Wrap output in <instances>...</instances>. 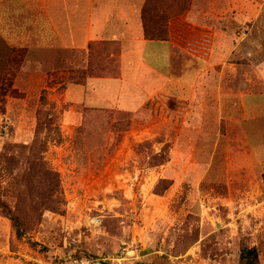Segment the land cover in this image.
Instances as JSON below:
<instances>
[{
    "label": "rangeland",
    "instance_id": "obj_1",
    "mask_svg": "<svg viewBox=\"0 0 264 264\" xmlns=\"http://www.w3.org/2000/svg\"><path fill=\"white\" fill-rule=\"evenodd\" d=\"M262 7L225 64L195 61L182 73L174 63L183 85L131 112L69 93L88 76H119L117 43L73 60L36 50L29 62L27 49L0 39V201L25 231L16 237L0 210V264H242L244 245L264 264V100L243 94L263 91L252 65L264 56ZM178 34L185 54L209 57L207 42Z\"/></svg>",
    "mask_w": 264,
    "mask_h": 264
},
{
    "label": "crops",
    "instance_id": "obj_2",
    "mask_svg": "<svg viewBox=\"0 0 264 264\" xmlns=\"http://www.w3.org/2000/svg\"><path fill=\"white\" fill-rule=\"evenodd\" d=\"M176 1L186 5L178 14L174 13L175 0H149L147 6L152 10L154 7L171 15L166 19L169 39L151 40L143 36L142 15L148 0H0V39L10 48L27 49L29 62L36 50L63 51L72 54L73 60L80 54L87 56L92 44L117 43L120 46L119 76H88L84 82L72 83L69 95L73 103L108 105L131 112L169 91L171 85H183L177 80L184 81L182 73L189 70L184 65L195 64V61L202 63V67L207 63L210 66L225 64L239 44L247 42L253 25L247 28L245 22L255 20L264 4V0ZM239 29H243L245 36L239 34ZM184 32L193 33L185 42L189 46L207 42L208 58L201 62L183 52L186 47L174 37ZM179 34L178 37H182ZM255 52L247 53L254 58ZM160 58L163 66L159 65ZM77 61L78 67L88 62L83 57ZM176 62L183 65L177 78L173 74ZM255 64L259 70H253L262 81L263 91L243 93L248 102L255 97L264 100V56L252 62L253 66ZM207 68L209 66L204 69ZM204 69L202 78H208L210 73ZM200 74L198 69L195 81ZM247 80L252 82V77Z\"/></svg>",
    "mask_w": 264,
    "mask_h": 264
},
{
    "label": "trees",
    "instance_id": "obj_3",
    "mask_svg": "<svg viewBox=\"0 0 264 264\" xmlns=\"http://www.w3.org/2000/svg\"><path fill=\"white\" fill-rule=\"evenodd\" d=\"M175 9L174 13L178 14L182 11V8L185 7V3L182 1L175 0ZM149 0L145 6L144 13L142 15L143 19V36L146 39L151 40H167L169 39L170 32L168 30V26L166 23V19L169 15L164 14L163 12H159L160 10H156L153 7H148ZM109 42L104 41L101 44H108ZM114 43V42H110ZM95 45V44H92ZM90 46V49L92 47ZM37 171H42L43 175H48L47 171H53L49 166H46L44 161H39L37 164ZM0 210L2 211L3 215L7 217L15 230L16 237L20 238L23 237L25 231L22 227V221L20 215L15 211L6 206L3 202L0 201ZM33 246L35 242H30ZM239 259L242 264H258V253L254 246H247L244 245L240 248Z\"/></svg>",
    "mask_w": 264,
    "mask_h": 264
},
{
    "label": "built area",
    "instance_id": "obj_4",
    "mask_svg": "<svg viewBox=\"0 0 264 264\" xmlns=\"http://www.w3.org/2000/svg\"><path fill=\"white\" fill-rule=\"evenodd\" d=\"M93 260L87 256H73L60 260L57 264H92Z\"/></svg>",
    "mask_w": 264,
    "mask_h": 264
}]
</instances>
